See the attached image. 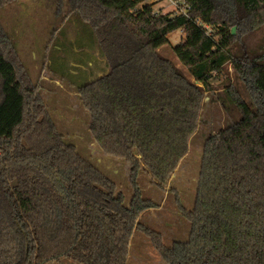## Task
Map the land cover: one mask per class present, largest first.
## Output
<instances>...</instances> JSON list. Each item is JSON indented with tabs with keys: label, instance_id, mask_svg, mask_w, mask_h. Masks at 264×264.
I'll list each match as a JSON object with an SVG mask.
<instances>
[{
	"label": "trees",
	"instance_id": "trees-1",
	"mask_svg": "<svg viewBox=\"0 0 264 264\" xmlns=\"http://www.w3.org/2000/svg\"><path fill=\"white\" fill-rule=\"evenodd\" d=\"M14 1L0 0V8ZM68 1L75 50L97 49L102 72L75 91L97 147L129 163L133 193L126 204L115 182L65 140L0 23V264H126L137 230L166 264H264V0H176L183 12L169 13L155 12L152 0ZM177 30L171 50L189 78L186 93L171 95L140 61ZM83 60L55 62L69 70ZM202 91L238 118L205 139L194 207L179 209L188 238L166 245L140 220L159 204L142 196L138 175L165 184L185 154L183 131L195 125L175 107L184 115Z\"/></svg>",
	"mask_w": 264,
	"mask_h": 264
},
{
	"label": "rangeland",
	"instance_id": "rangeland-1",
	"mask_svg": "<svg viewBox=\"0 0 264 264\" xmlns=\"http://www.w3.org/2000/svg\"><path fill=\"white\" fill-rule=\"evenodd\" d=\"M150 3H154L155 12L169 13L176 9L170 0H152ZM72 19L73 13L69 11L68 0H16L0 8V23L16 48L25 72L36 85L56 128L67 142L75 145L84 158L115 182L117 190L124 195L128 204L133 193L129 163L107 156L97 147L88 129L89 113L82 108L75 91V85L84 82V79L91 80L102 72L96 68L97 49L92 50V56L82 50H75L78 31ZM181 38L179 30L171 32L168 34L169 44L157 50L154 56L140 61V67L156 82L155 85H160L165 90L175 89L171 95L176 94L175 91L182 94L187 92L185 80L189 78L188 74L171 50V47L180 43ZM260 39L261 34H257L252 39L253 45ZM59 46L62 49L56 52ZM80 57L85 59L80 69L67 70L55 62L59 58L62 59V64H75L74 61L77 62ZM88 65L93 68L92 72L80 75L81 69H86ZM191 81L195 87H201ZM213 84L216 90L220 88L217 82ZM239 89L245 96L241 85ZM215 95L213 92H200L199 104L196 107L188 104L190 108L185 110L184 115L175 107L181 117L195 122V125L191 124V130L183 131L185 133L181 139H185V154L169 174L165 184L160 186L158 180L147 171L141 170L138 175L142 196L159 204L158 208L145 212L140 220L146 227L159 232L166 245L188 238L190 224L181 216L179 209L180 206L187 210L194 207L205 139L238 118V114L230 107H223ZM181 99L179 104H185L184 95ZM168 134L166 129H161L162 139ZM175 137L180 139V136ZM54 264L78 263L63 259L61 263ZM126 264L166 263L154 250L149 238L137 230L129 241Z\"/></svg>",
	"mask_w": 264,
	"mask_h": 264
},
{
	"label": "built area",
	"instance_id": "built-area-1",
	"mask_svg": "<svg viewBox=\"0 0 264 264\" xmlns=\"http://www.w3.org/2000/svg\"><path fill=\"white\" fill-rule=\"evenodd\" d=\"M172 2V4L176 7L175 11L176 12H183L184 7H183V3L176 1V0H170Z\"/></svg>",
	"mask_w": 264,
	"mask_h": 264
},
{
	"label": "water",
	"instance_id": "water-1",
	"mask_svg": "<svg viewBox=\"0 0 264 264\" xmlns=\"http://www.w3.org/2000/svg\"><path fill=\"white\" fill-rule=\"evenodd\" d=\"M232 33H235V28H232Z\"/></svg>",
	"mask_w": 264,
	"mask_h": 264
}]
</instances>
